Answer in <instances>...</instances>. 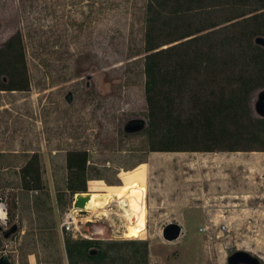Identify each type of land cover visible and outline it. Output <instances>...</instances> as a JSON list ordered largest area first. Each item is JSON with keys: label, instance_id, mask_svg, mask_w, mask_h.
Masks as SVG:
<instances>
[{"label": "rangeland", "instance_id": "rangeland-1", "mask_svg": "<svg viewBox=\"0 0 264 264\" xmlns=\"http://www.w3.org/2000/svg\"><path fill=\"white\" fill-rule=\"evenodd\" d=\"M146 1L0 0V46L21 33L30 83L0 90V256L10 264H67L64 239L73 235L59 226L73 201L65 191L70 150L88 154L87 239L145 241L147 264H227L237 250L264 264V210L189 207L203 201L213 171L230 182L253 151H149L144 128L125 131L133 119L146 125ZM261 90L251 94L255 117ZM220 152L221 166L211 159ZM32 155L43 191L21 188L18 171ZM171 222L181 233L167 241L162 229Z\"/></svg>", "mask_w": 264, "mask_h": 264}, {"label": "trees", "instance_id": "trees-1", "mask_svg": "<svg viewBox=\"0 0 264 264\" xmlns=\"http://www.w3.org/2000/svg\"><path fill=\"white\" fill-rule=\"evenodd\" d=\"M257 37L264 38V0L146 1L143 133L149 151H264V117L253 116L250 106L251 94L264 89V47ZM29 85L16 31L0 46V90ZM87 163L84 150L66 153L71 196L87 191ZM19 178L25 191L44 190L37 155ZM64 250L67 264H147L148 258L142 240L66 238Z\"/></svg>", "mask_w": 264, "mask_h": 264}, {"label": "crops", "instance_id": "crops-1", "mask_svg": "<svg viewBox=\"0 0 264 264\" xmlns=\"http://www.w3.org/2000/svg\"><path fill=\"white\" fill-rule=\"evenodd\" d=\"M217 154L211 155V159L214 158L215 164L221 166L227 155L224 152ZM235 155L239 157L242 153ZM243 162L244 167L242 164L237 166L235 179L230 182L227 181V172L213 171L209 192L205 193L203 201L190 202L193 204L189 207L202 210H264V152L253 151L245 156ZM179 204H176L177 207Z\"/></svg>", "mask_w": 264, "mask_h": 264}, {"label": "water", "instance_id": "water-1", "mask_svg": "<svg viewBox=\"0 0 264 264\" xmlns=\"http://www.w3.org/2000/svg\"><path fill=\"white\" fill-rule=\"evenodd\" d=\"M255 43L259 44L264 47V38L263 37H257L255 39ZM255 108L257 112L264 117V89H262L258 95V101L256 102ZM145 120L143 119H133L130 120L126 126L125 131L128 133H133L140 131L144 128ZM88 200L87 195H83L81 193H78L74 199L73 207L78 208L83 214H85L84 207ZM15 227H12L11 231H14ZM181 233V227L177 223H168L166 224L162 229V236L167 241H173L179 237ZM5 236H7L5 234ZM95 251L91 250V253L93 254ZM0 264H10V261L7 259L6 256L2 255L0 256ZM227 264H261L260 260L250 254L247 251L243 250H237L233 253H231L227 257Z\"/></svg>", "mask_w": 264, "mask_h": 264}, {"label": "built area", "instance_id": "built-area-1", "mask_svg": "<svg viewBox=\"0 0 264 264\" xmlns=\"http://www.w3.org/2000/svg\"><path fill=\"white\" fill-rule=\"evenodd\" d=\"M88 186H87V191L86 192H81V194L85 195L87 194L88 192ZM78 193H75L73 195V201H72V206L68 209V211L64 214V217H63V220L62 222L60 223V226H59V230H60V233L62 234L64 231H67V232H71L72 235H73V238H89V235L86 231H82L80 229V224L81 223H85L87 220H91V218H89L90 215H93V213L90 211V209H84L85 211V214H83L81 211L83 210H80L78 208H74L73 207V202H74V199L76 197ZM0 212H1V209H0ZM81 220H84V221H81ZM227 227H226V224L223 222V223H220V230L224 231L226 230ZM200 231H205L206 228L205 227H202L199 229ZM263 264V263H261Z\"/></svg>", "mask_w": 264, "mask_h": 264}, {"label": "bare ground", "instance_id": "bare-ground-1", "mask_svg": "<svg viewBox=\"0 0 264 264\" xmlns=\"http://www.w3.org/2000/svg\"><path fill=\"white\" fill-rule=\"evenodd\" d=\"M87 197H88V200H87V202H86V204H85V207H84V209H87V207L89 206V204H90V202H91V198H92V196H91V192H87Z\"/></svg>", "mask_w": 264, "mask_h": 264}, {"label": "flooded vegetation", "instance_id": "flooded-vegetation-1", "mask_svg": "<svg viewBox=\"0 0 264 264\" xmlns=\"http://www.w3.org/2000/svg\"><path fill=\"white\" fill-rule=\"evenodd\" d=\"M18 173H19V171H18ZM7 219H8V217H7ZM14 227H15V226H14ZM0 231H1V226H0ZM15 232H16V228H15V230H14V233H15ZM5 234L7 235V232H6V231H5V232H2V233L0 232V236H1V237H6ZM12 234H13V233H12ZM12 234H11V235H12Z\"/></svg>", "mask_w": 264, "mask_h": 264}, {"label": "clouds", "instance_id": "clouds-1", "mask_svg": "<svg viewBox=\"0 0 264 264\" xmlns=\"http://www.w3.org/2000/svg\"><path fill=\"white\" fill-rule=\"evenodd\" d=\"M2 216H3V213H0V218H2Z\"/></svg>", "mask_w": 264, "mask_h": 264}]
</instances>
